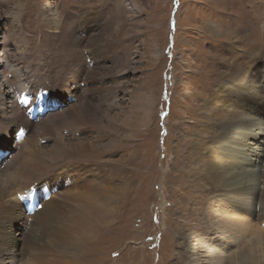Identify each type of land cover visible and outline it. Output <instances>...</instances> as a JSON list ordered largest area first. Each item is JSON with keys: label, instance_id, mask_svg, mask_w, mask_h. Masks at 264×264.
<instances>
[{"label": "rangeland", "instance_id": "374dc122", "mask_svg": "<svg viewBox=\"0 0 264 264\" xmlns=\"http://www.w3.org/2000/svg\"><path fill=\"white\" fill-rule=\"evenodd\" d=\"M40 1L0 0V82L9 80L7 88L18 99L10 61L26 65L23 73L35 72L36 84L45 82L29 115L34 124L71 105L80 112L89 106L93 120L80 116L73 130L90 147L79 145L77 154L66 155L61 164L48 167L46 175L29 187L34 212L40 215L57 191H65L60 186L50 190L48 177L63 167L72 170L74 181L84 182L89 178L85 168L89 163L97 175L85 184L99 194L100 209L93 217L79 210H62L64 218L57 225L70 230L62 243L51 237L33 243L26 228L32 219L26 226L19 211L0 209V240L6 245L11 237L17 239L9 248L18 264H190L192 247L212 248L220 239L210 237L207 225L198 222L203 209L195 200L200 198L180 181L179 164L184 159L173 152L199 132L202 102L207 90H213L221 79L222 65L240 54L235 45L241 47L243 41L251 43L257 37L260 24L255 28L245 22L264 14V0H123L116 41L122 63L113 58L96 64L89 79L92 86L85 95L88 100L80 95L72 101L63 95L59 81L45 79V68L37 73L42 60L50 61L35 9ZM111 1L58 0L68 11L82 5L106 16L112 15ZM69 25L67 20L66 30ZM145 106L150 113L148 122L142 116ZM58 119L36 135L46 147L51 148L49 140L72 132L67 121ZM16 135L5 137L0 131V165L20 147L22 138ZM16 194L24 197L21 191ZM258 249L254 240L231 246L224 264H249L251 260L264 264V254Z\"/></svg>", "mask_w": 264, "mask_h": 264}, {"label": "bare ground", "instance_id": "6f19581e", "mask_svg": "<svg viewBox=\"0 0 264 264\" xmlns=\"http://www.w3.org/2000/svg\"><path fill=\"white\" fill-rule=\"evenodd\" d=\"M110 4L111 16H106L101 11L92 13L82 5L69 7L71 11H68L58 0H42L36 5L31 4L35 5L38 19L41 21V36L48 43L50 58L49 63L42 60L38 64L37 73L39 71L42 73L45 68V79L59 81L63 95H66L70 101L80 95L84 98L88 93L91 85L89 79L95 73L93 70L96 64H104L113 58L118 61L123 59L116 41L119 38L124 1L112 0ZM23 10H26L25 7ZM262 15L264 14L255 16L256 19L254 17L244 21L246 25L250 24L255 28L260 24L258 33L254 30L257 37L251 43L247 41L242 43L241 38L237 39V42L240 41L243 45L241 47L235 45L240 54L222 65L224 73L221 79L215 82L213 90H207L208 95L202 102L203 123L198 129L199 132L189 137L183 148L177 146V153L173 152L184 159L179 164L180 181L189 184L190 191L195 192L196 197L200 198L199 201L195 200L203 209L201 216L197 217L198 222L207 225L210 237H218L221 241L212 248L209 245L192 247L190 264H224L231 246L234 248L252 240L258 244V252L264 254V116H261L264 113V19ZM67 20L70 25L66 30ZM178 30L177 22L174 29L176 36ZM84 51L86 52L83 53ZM8 67L12 69L11 78L18 83L14 92L18 99L11 95L7 88L11 84L9 80L5 83L0 82V131L5 137L16 133L18 139L22 138V143L19 148L4 157L0 165V209H3L2 212L19 211L21 220L25 219L22 222L26 226L27 220L32 219L26 228H29L33 243H37L42 237H51L54 242L62 243L70 234L69 229L57 225L63 221L62 210L66 212L79 210L89 217L99 212L100 208L97 204L99 194L85 184L91 182V178L97 175L95 172L97 169L94 170L90 163L86 165L89 178L84 182L74 181L72 170L63 167L60 173L48 177L46 185H49L50 190L60 186L59 189L63 187L65 191L63 193L57 191L40 215L34 212L35 204L30 198L29 187L46 175L48 167L54 168L61 164L66 155L77 154L79 145L90 147L88 141L82 144L80 136L76 137L77 134L73 130L78 125L80 116L89 121L93 120V116L89 106L80 112V108L71 105L63 113L62 111L54 113L34 124L29 115L45 82L36 84L35 72L23 73L22 68L26 65L22 67L10 61ZM145 109L147 110V106L144 107L143 121L148 122L150 113ZM58 118L67 121L68 126L73 127L72 132L49 140L52 142L51 148L46 147L37 140L36 135L44 132L51 122ZM262 150L263 153L260 152ZM256 158L259 160L257 161ZM173 164L175 165L174 162ZM105 176L107 177V174ZM17 191H21L24 197H19ZM160 195L163 203L164 195L162 193ZM0 241V264H18L11 256L9 248V245L12 246L17 242V239L11 237V241L6 245L2 239ZM246 251L244 252L248 253ZM254 263L253 260L249 261V264Z\"/></svg>", "mask_w": 264, "mask_h": 264}, {"label": "snow or ice", "instance_id": "6c2138e0", "mask_svg": "<svg viewBox=\"0 0 264 264\" xmlns=\"http://www.w3.org/2000/svg\"><path fill=\"white\" fill-rule=\"evenodd\" d=\"M26 103V101H24Z\"/></svg>", "mask_w": 264, "mask_h": 264}]
</instances>
